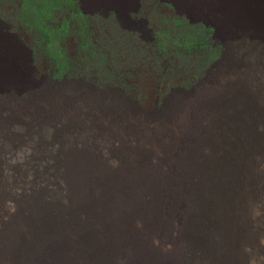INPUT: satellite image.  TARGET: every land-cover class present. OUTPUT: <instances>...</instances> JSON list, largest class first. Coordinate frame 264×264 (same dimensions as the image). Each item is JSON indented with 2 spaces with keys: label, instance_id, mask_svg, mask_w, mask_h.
<instances>
[{
  "label": "bare ground",
  "instance_id": "6f19581e",
  "mask_svg": "<svg viewBox=\"0 0 264 264\" xmlns=\"http://www.w3.org/2000/svg\"><path fill=\"white\" fill-rule=\"evenodd\" d=\"M87 2L95 6L97 1ZM109 3L118 7L122 4L120 0ZM212 3L179 2L189 13L193 7L206 9L217 4L226 8L225 11L263 7L259 13L241 10L235 17L226 14L224 21L239 22L243 32L242 24L254 23L250 30L252 37L264 44V0ZM228 26L225 24L223 28L228 36L240 32L238 27ZM8 27L0 20V33L11 38L8 44L5 42L4 50L0 46V84L4 80L6 83L4 75L19 72L16 62L19 57L20 60L26 57L27 68L33 70L31 51L16 34L4 31ZM208 87L177 112L179 119L175 121L167 117L151 120L130 116L106 104L97 110L99 116L94 117L102 122V129L109 136L106 146L117 143L119 159L122 162L131 159L139 165L137 168H82L85 170L80 172L77 168L79 173L74 178L64 176L65 180L73 186L86 185L67 186L65 194L60 188L52 187L60 177L64 178L52 174V169L44 172V168H39L44 173L41 174L30 168L20 172L17 168H0V264H118V260L122 264H238L242 261L237 257L241 236H249L245 246L257 248V240L262 239H256L249 226L253 225L254 229L259 221L257 225L264 229L261 219L264 198L260 196L264 179V57L251 58L235 72L220 74ZM43 96L50 95L27 93L25 100L41 97L43 100ZM69 101L67 97L60 100L65 109L70 107L78 115L76 105L66 104ZM132 118L137 120L136 125ZM25 154L8 158L12 157L18 164ZM86 171H94L90 180L81 178ZM10 183H16L15 188L5 195L11 189ZM22 183L25 185L21 186ZM91 186L97 194H90ZM46 189L51 191V200L43 205ZM14 195L19 199L15 205L1 199ZM28 202H32L31 211L25 210ZM62 204L66 208L76 207L69 213H60ZM183 206L186 212L181 217L178 213ZM136 225L143 237L135 234ZM149 237L160 244V249L152 247ZM262 254L255 252L248 260L251 264H264Z\"/></svg>",
  "mask_w": 264,
  "mask_h": 264
},
{
  "label": "rangeland",
  "instance_id": "374dc122",
  "mask_svg": "<svg viewBox=\"0 0 264 264\" xmlns=\"http://www.w3.org/2000/svg\"><path fill=\"white\" fill-rule=\"evenodd\" d=\"M87 1L0 0V20L9 26L4 31L16 34L31 51L33 67L32 71L27 68L26 57L17 58L19 72L4 75L6 83L4 80L0 84V168H17V172L30 168L41 174L52 169V174L67 178L82 168H137L139 165L131 159H119L117 143L106 146L109 136L94 117L99 116L96 113L103 104L130 116L175 121L179 119L177 112L208 89L220 74L235 72L251 58L264 57V44L250 32L254 23L242 24L243 32L239 22L224 21L226 14L235 17L241 10L259 13L263 7L225 11L217 4L207 10L193 7L189 13L180 7V0H120L119 7L109 3L112 0H94L95 6ZM207 2L213 5L214 0ZM225 24L231 25L229 29L238 27L240 32L228 36L223 30ZM10 41L0 33L3 50L5 42ZM238 73L239 81L241 71ZM27 93L50 96L25 100ZM65 97L71 99L66 104L76 105L78 115L61 105ZM131 120L134 125L138 123L135 118ZM24 154L18 164L13 162L12 157ZM93 172L86 171L81 178L90 180ZM65 177L51 184L63 194L65 187L78 184H69ZM261 181L260 196L264 198V179ZM10 185L5 195L12 193L16 183ZM93 187H89L90 194L96 193ZM46 191L43 205L51 200V191ZM1 199L11 205L19 200L16 195ZM30 203L25 204V210L31 211ZM75 207L62 204L60 213H69ZM185 212L183 206L178 214L183 217ZM261 219L264 224V217ZM257 224L259 221L254 229L250 224L249 231L262 240H257V248H249L244 244L249 236H241L238 255L242 254L237 257L242 261L238 264H251L248 259L255 252L264 253V229ZM135 229V234L144 236L138 225ZM148 241L154 249H160L151 237ZM117 263L122 264V260Z\"/></svg>",
  "mask_w": 264,
  "mask_h": 264
}]
</instances>
